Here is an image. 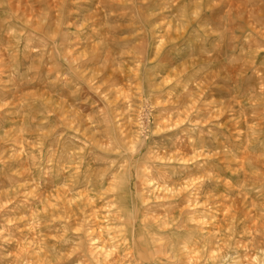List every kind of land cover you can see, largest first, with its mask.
Returning <instances> with one entry per match:
<instances>
[{
	"label": "rangeland",
	"instance_id": "1",
	"mask_svg": "<svg viewBox=\"0 0 264 264\" xmlns=\"http://www.w3.org/2000/svg\"><path fill=\"white\" fill-rule=\"evenodd\" d=\"M0 264H264V0H0Z\"/></svg>",
	"mask_w": 264,
	"mask_h": 264
}]
</instances>
